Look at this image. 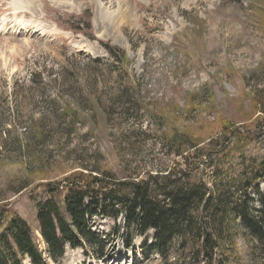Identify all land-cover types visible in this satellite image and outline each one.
<instances>
[{"label": "rangeland", "instance_id": "374dc122", "mask_svg": "<svg viewBox=\"0 0 264 264\" xmlns=\"http://www.w3.org/2000/svg\"><path fill=\"white\" fill-rule=\"evenodd\" d=\"M17 1L34 7L0 0V228L18 216L42 251L36 205L72 179L207 181V150L230 175L264 153V0ZM89 219L92 244L45 264H188Z\"/></svg>", "mask_w": 264, "mask_h": 264}, {"label": "trees", "instance_id": "16d2710c", "mask_svg": "<svg viewBox=\"0 0 264 264\" xmlns=\"http://www.w3.org/2000/svg\"><path fill=\"white\" fill-rule=\"evenodd\" d=\"M210 142L207 147H219ZM212 154L202 155L207 181L170 173L136 182L108 176L105 185V180L80 179V184L72 179L60 197L36 205L45 248L39 251L27 223L11 216L0 228V264L24 259L45 264L43 254L58 262L66 246L84 250L93 241V215L115 224L120 217L129 242L136 234L152 232L149 247L162 261L176 256L188 264H264V195L258 190L264 182V153L243 156L231 175L210 164Z\"/></svg>", "mask_w": 264, "mask_h": 264}, {"label": "bare ground", "instance_id": "6f19581e", "mask_svg": "<svg viewBox=\"0 0 264 264\" xmlns=\"http://www.w3.org/2000/svg\"><path fill=\"white\" fill-rule=\"evenodd\" d=\"M33 3V2H32ZM31 6H33L32 4H31V1L30 2H26V3H21V2H18L17 0H16V3L14 4V7L15 8H17V9H19L20 10V12L21 13H24L25 11H28V10H30V9H32L31 8ZM68 6V5H67ZM34 7V6H33ZM110 11V10H109ZM19 12V11H18ZM35 22V21H34ZM21 24H23V21H21ZM26 24V23H25ZM30 25H33V27L34 28H39V24H37V23H30Z\"/></svg>", "mask_w": 264, "mask_h": 264}]
</instances>
